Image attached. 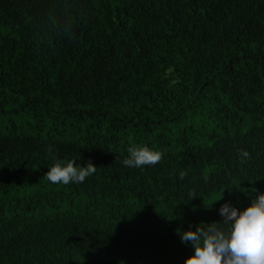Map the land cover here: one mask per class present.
Wrapping results in <instances>:
<instances>
[{
    "label": "trees",
    "instance_id": "obj_1",
    "mask_svg": "<svg viewBox=\"0 0 264 264\" xmlns=\"http://www.w3.org/2000/svg\"><path fill=\"white\" fill-rule=\"evenodd\" d=\"M261 193L264 0H0V264H184Z\"/></svg>",
    "mask_w": 264,
    "mask_h": 264
},
{
    "label": "clouds",
    "instance_id": "obj_2",
    "mask_svg": "<svg viewBox=\"0 0 264 264\" xmlns=\"http://www.w3.org/2000/svg\"><path fill=\"white\" fill-rule=\"evenodd\" d=\"M127 153L121 163L130 168L155 165L162 155L147 145H130ZM238 155L243 160L249 153L239 150ZM96 168L90 161L81 166L74 159H57L44 177L53 184L83 183ZM183 176L181 172L180 178ZM217 211L223 227L219 221L208 223L206 227L198 225L195 230L177 232L180 241L191 245L192 249V255L184 264H264V193L251 198L246 207L237 208L225 202Z\"/></svg>",
    "mask_w": 264,
    "mask_h": 264
}]
</instances>
